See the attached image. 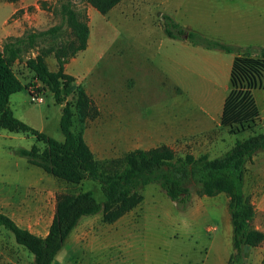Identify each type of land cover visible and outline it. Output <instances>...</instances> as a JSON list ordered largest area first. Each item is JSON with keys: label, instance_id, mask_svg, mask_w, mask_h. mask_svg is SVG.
Instances as JSON below:
<instances>
[{"label": "rangeland", "instance_id": "obj_1", "mask_svg": "<svg viewBox=\"0 0 264 264\" xmlns=\"http://www.w3.org/2000/svg\"><path fill=\"white\" fill-rule=\"evenodd\" d=\"M63 1L87 18V47L64 66V71L74 77L66 98L71 101L75 87L81 85L95 105L97 115L86 123L84 139L101 165L131 150L161 145L167 139L145 133L152 120L174 117L179 112L199 113L195 103L213 94V76L217 78V72L205 59L191 54L192 47L185 41L167 38L161 22L159 25L154 21V26L141 22L140 0H122L105 15L84 0L14 3L0 0V24L6 22L12 26L15 36L11 37L60 28L54 36L37 39L35 48L25 57L34 56L42 49H56L70 41L69 28L59 13V4ZM155 13L152 9L151 14ZM152 50L154 56L150 54ZM45 61L49 70H56L52 53ZM222 64L225 68V62ZM11 67L20 82L35 94L41 85L38 82L33 85V74L24 61L16 60ZM28 91L11 96L14 116L61 142V107L54 103L47 90L39 95L40 101H32ZM220 93L219 88L215 100ZM254 130L224 134L223 147L207 154L211 158L221 155L229 149V144L247 138ZM34 143V137L29 134L10 133L0 127V188L3 180L26 179L33 172L34 179L40 175L54 180L58 194L91 191L97 202L103 201L97 182L84 180L78 185L67 184L14 153ZM37 145L43 147L41 143ZM173 145L179 156L191 153L184 142L178 140ZM199 154H202L200 150L193 152L195 156ZM243 193L253 207L264 196V152L256 153L252 163L246 164ZM138 194L142 201L112 224L102 223L100 213L82 217L56 255L54 264H226L232 245L225 194L206 197L194 193L185 209L170 201L156 184L140 188ZM255 211L254 207L253 229ZM261 226L262 230L258 231L264 233V225ZM263 257L264 241L256 247L245 248L238 264H260ZM0 264H33V256L17 246L12 233L3 226H0Z\"/></svg>", "mask_w": 264, "mask_h": 264}, {"label": "trees", "instance_id": "obj_2", "mask_svg": "<svg viewBox=\"0 0 264 264\" xmlns=\"http://www.w3.org/2000/svg\"><path fill=\"white\" fill-rule=\"evenodd\" d=\"M14 3L18 0H5ZM101 15L107 14L122 0H84ZM59 13L70 31V41L56 49L38 51L25 57L35 48L36 40L59 33V27H52L25 37H8L0 48V127L10 133H25L34 137L36 143L30 148H18L14 153L29 165L38 167L56 180L78 185L84 180L99 184L103 201L97 202L91 191L59 193L56 196L54 215L44 238L35 236L18 227L11 219L0 214V226L9 230L17 245L33 256V264H54L55 257L64 246L70 232L82 217L101 214V222L112 224L135 208L142 197L138 190L149 184H156L165 196L179 208L185 209L194 193L206 197L225 194L228 197V211L231 224L232 252L226 264L240 263L245 248L256 247L264 241V233L253 229L251 221L254 207L244 196L246 164L253 156L264 152V133H253L242 140H236L224 153L209 157L207 153L182 156L166 146L148 149H134L121 158L104 165L98 163L85 142L86 123L97 115L95 105L81 85L73 91L71 101L66 91L74 83V77L64 71L65 64L87 47L89 29L85 14L74 10L69 2H60ZM162 29L167 38L183 40L191 46L224 53H235L230 72V91L224 100L220 125L231 135L256 126V112L247 102L246 90L264 72V49L258 56L241 53V48L224 44L186 30L170 16L162 15ZM52 53L56 70L47 67L45 57ZM23 60L33 74L34 84L40 83L34 95L43 90L51 93L53 101L61 107L59 129L61 142L38 131L16 118L9 106L11 95L28 91L15 75L11 64ZM30 93V90L28 91ZM76 126V130L74 128ZM42 144V148L37 145ZM260 264H264V257Z\"/></svg>", "mask_w": 264, "mask_h": 264}, {"label": "crops", "instance_id": "obj_3", "mask_svg": "<svg viewBox=\"0 0 264 264\" xmlns=\"http://www.w3.org/2000/svg\"><path fill=\"white\" fill-rule=\"evenodd\" d=\"M152 9L156 11L155 15L151 14ZM164 14L186 30L241 48L243 54L249 53L254 57L264 49V0H140L141 22L147 21L151 26H154V21L159 25L161 22L162 28ZM11 36H15L12 26L6 22L0 24V48L2 42ZM191 47L190 53L205 59L218 74L217 78L213 76V94L195 103L199 113L179 112L177 116L165 117L158 122L152 120L145 133L167 139L161 145L172 148L173 143L179 140L190 147L191 154L195 150L203 154L222 148L223 135L229 136L227 129L221 127L220 119L224 100L230 91L229 72L236 54ZM150 54L154 56V50ZM219 88L221 93L215 100ZM242 90H246L247 102L256 112L257 121L253 132L264 133V72L254 80L253 86H243ZM232 145L229 144L228 148ZM1 183L0 214L11 219L21 229L44 238L54 215L58 194L54 180L40 175L34 179L33 172H30L29 178L19 180L15 177ZM255 203V229L262 230L264 212L261 209H264V204L261 203H264V196Z\"/></svg>", "mask_w": 264, "mask_h": 264}, {"label": "built area", "instance_id": "obj_4", "mask_svg": "<svg viewBox=\"0 0 264 264\" xmlns=\"http://www.w3.org/2000/svg\"><path fill=\"white\" fill-rule=\"evenodd\" d=\"M31 93V92H30ZM32 97H31V100L33 101V100H37V101H40L41 100V97L39 96V95H34V94H30ZM36 97V98H35Z\"/></svg>", "mask_w": 264, "mask_h": 264}]
</instances>
